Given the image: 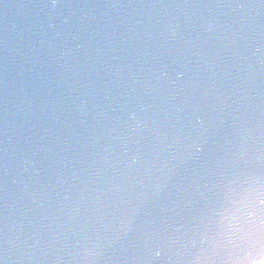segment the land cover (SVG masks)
I'll use <instances>...</instances> for the list:
<instances>
[{
    "label": "water",
    "instance_id": "95a60500",
    "mask_svg": "<svg viewBox=\"0 0 264 264\" xmlns=\"http://www.w3.org/2000/svg\"><path fill=\"white\" fill-rule=\"evenodd\" d=\"M0 264H264V0H0Z\"/></svg>",
    "mask_w": 264,
    "mask_h": 264
}]
</instances>
